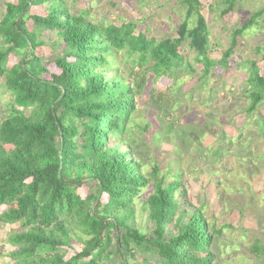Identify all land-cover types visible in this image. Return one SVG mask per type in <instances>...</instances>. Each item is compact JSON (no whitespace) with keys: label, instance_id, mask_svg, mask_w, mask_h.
Instances as JSON below:
<instances>
[{"label":"trees","instance_id":"trees-1","mask_svg":"<svg viewBox=\"0 0 264 264\" xmlns=\"http://www.w3.org/2000/svg\"><path fill=\"white\" fill-rule=\"evenodd\" d=\"M12 1L0 20V82L11 96L1 107L0 224L18 226L7 237L13 264H240L239 256L241 264H264V240L231 244L227 228L247 230L210 225L203 207L188 201L184 173L162 169L154 149L166 137L188 139L175 137L184 132L185 118L175 112L179 100L168 96L178 76H198L201 90L217 71L225 72L243 35L264 22V7L231 33L229 48L214 61L200 0H181L182 21L166 37L121 16L113 20L111 12L91 15L94 0L79 10L77 0ZM229 12L231 7L221 16ZM45 39L56 51L50 60L38 55ZM263 52L260 46L254 51L264 61ZM10 57L18 61L9 65ZM248 65L245 114L259 117L264 66ZM168 79L172 88L159 91V82ZM224 93V99L234 95ZM146 94L158 115L170 120L164 133H152L146 123L139 129L149 140L136 143L130 124ZM257 119L264 130V120ZM197 142L188 168L198 175L206 173L199 164L207 149ZM138 203L149 230L133 225ZM72 242L81 249L66 259L64 248Z\"/></svg>","mask_w":264,"mask_h":264},{"label":"rangeland","instance_id":"rangeland-1","mask_svg":"<svg viewBox=\"0 0 264 264\" xmlns=\"http://www.w3.org/2000/svg\"><path fill=\"white\" fill-rule=\"evenodd\" d=\"M89 1L77 0L73 2L74 8L76 10L86 8ZM94 1L97 5L92 9L91 15H107L111 12L110 18L113 20L121 16L126 21L135 22L141 30L146 28L158 30L162 37L174 34L172 31L175 28L174 25L182 21L184 15L181 0ZM225 1L200 0L201 13L209 27L210 58L214 61H219L222 53L229 48L231 33L241 28L253 13L264 7V0H234L231 6L226 5ZM11 2L13 1L0 0V20L5 14L6 5ZM69 2L72 3V0ZM228 7H231V12L221 16ZM40 10L33 9L32 14H42ZM118 25L120 26V23ZM48 40L45 39L47 45L38 52V55L43 56L45 60L56 57V51ZM1 43L0 40V46ZM259 46L264 49L263 21H259L254 29L243 35L242 40L239 41L238 51L231 58L230 67L225 72L217 71L216 77H210V81L201 90L199 77L193 73L178 76L179 81L173 82L175 85L170 79L161 80L158 84L161 92H165L164 90L174 85L168 91V96L179 100V104L175 106V112L182 114L185 118L181 123L185 127L184 132L178 133L175 137L180 138L183 133L188 136L187 140L180 142L169 137H166V140L157 141L154 149L158 163L162 169L170 166L184 173L183 184L188 194V201L195 208L203 207L210 225L220 228L225 224H231L236 230L239 228L247 230L235 232L229 228L226 229L225 238L236 245L250 244L256 236L264 240V158H260V155L264 154V137L262 136L264 130L262 125L257 124V121L260 122L257 118L260 116L264 120V104L259 107V117L256 113L247 116L245 110L250 101L244 97L248 89L245 85L248 63L256 61L260 68L264 66L262 56L254 53ZM17 61V58L10 57L9 65ZM234 63L237 65H233ZM192 66L197 70V74H200L202 67L193 60ZM119 68H125L123 59L119 60ZM49 70L51 73L56 72L53 65L49 67ZM228 91L234 95L224 99V92ZM10 98L9 92L0 82V121L3 115L1 107L8 103ZM206 100L209 101L208 104L204 103ZM169 120V117L158 115V109L152 105L146 94L143 105L132 118L130 137L136 143L141 141L143 136L149 140L148 135L142 133L139 128L150 123L152 133L155 131L164 133L165 123ZM203 125H206L207 130L203 129ZM220 135L224 136L219 137ZM197 139L200 140L199 145L207 149V152L203 153L205 160L199 164L206 173L198 175L191 173L188 168L191 157L196 152ZM219 144L223 148L222 154L218 152ZM248 168H253L254 172L247 173L248 177L243 180L241 177L245 176ZM210 172L214 174L213 177ZM239 187L245 190L241 192ZM135 207L133 225L141 230H149L151 225L146 213L141 211V204L138 203ZM17 227L0 224V247H2L0 248L2 254L0 264H13L7 257L12 251L7 243V237L11 230ZM239 236L243 237L241 241H237ZM80 249L79 244L72 242L70 247L64 248L66 259L74 256ZM236 258L235 261L241 264L242 257Z\"/></svg>","mask_w":264,"mask_h":264}]
</instances>
